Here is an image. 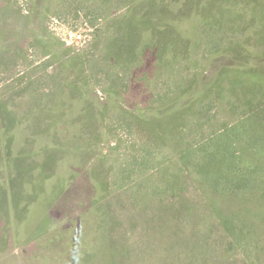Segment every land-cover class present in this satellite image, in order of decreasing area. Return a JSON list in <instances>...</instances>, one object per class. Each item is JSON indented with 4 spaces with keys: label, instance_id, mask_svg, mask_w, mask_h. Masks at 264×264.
<instances>
[{
    "label": "rangeland",
    "instance_id": "374dc122",
    "mask_svg": "<svg viewBox=\"0 0 264 264\" xmlns=\"http://www.w3.org/2000/svg\"><path fill=\"white\" fill-rule=\"evenodd\" d=\"M0 264H264V0H0Z\"/></svg>",
    "mask_w": 264,
    "mask_h": 264
},
{
    "label": "trees",
    "instance_id": "16d2710c",
    "mask_svg": "<svg viewBox=\"0 0 264 264\" xmlns=\"http://www.w3.org/2000/svg\"><path fill=\"white\" fill-rule=\"evenodd\" d=\"M235 130L236 128H225L219 133L216 151L200 169L199 174L216 193L238 188L241 182L234 173L237 169L234 155L241 154L239 147L234 143ZM211 169L214 171L211 172Z\"/></svg>",
    "mask_w": 264,
    "mask_h": 264
}]
</instances>
